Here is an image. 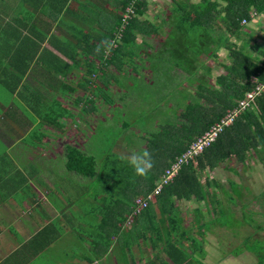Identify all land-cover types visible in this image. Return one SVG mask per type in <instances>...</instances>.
<instances>
[{
  "label": "trees",
  "instance_id": "1",
  "mask_svg": "<svg viewBox=\"0 0 264 264\" xmlns=\"http://www.w3.org/2000/svg\"><path fill=\"white\" fill-rule=\"evenodd\" d=\"M56 1L58 0H51L50 2L54 4ZM170 1L174 6L170 10L169 16L165 20L163 19L161 23L154 24L149 20L139 18L144 16L149 5L148 0H85L79 7L84 8L87 12L96 11L98 19L94 26L88 28L89 30L82 36L81 34L73 36V32L76 30L75 23L71 22V35L76 40V45H71L72 51H77L78 55L85 57V59L94 53L92 56H97L96 58L99 60L100 65L97 68L87 58L88 78L96 77L94 76L95 73L109 66L124 71L122 67H128L130 63L131 69L135 72L136 69L133 68L136 66L141 68L142 65L134 61L136 58L139 59V54L144 46H148V43L143 39L152 34L158 36L163 33L165 35L159 45L162 53L164 48L166 49L165 58L159 61L155 60L153 54H147L149 67L152 71V77L144 81L148 93L144 89L145 91H141L140 99L138 96L136 98L131 96L128 100L127 106L130 108L131 114H135H130L132 119L136 115L146 116L144 111H140L141 108H147L149 115L154 107H160L168 97L167 92H170V96L178 91L185 95H182L180 101H176L179 104L177 105L179 106L177 108L179 113L173 115L174 125L172 129H169L168 126L164 128L160 126L157 135H154L155 137L152 139L149 137L140 138L144 142V147L139 146V152L147 151L152 158V167L146 176L141 177L133 172L126 157L130 154H127L128 151L123 152L122 156L118 155L120 151L116 150L118 153L112 152V144H114L117 136L111 139L110 134L114 133L115 128L117 131L126 130L123 125L117 127L116 124L108 129L107 135L104 137V134L99 136L93 133L95 132L94 127L101 120L91 125V121L83 118L85 121L83 124H86L88 131H92V136L89 139L93 138L96 143L93 146L99 144L103 149L105 148L103 158L99 162L95 155L97 152L95 153L94 150L90 149L88 153H83L76 146L64 145L61 160L65 172L79 177L81 181L87 179L88 183L85 182L84 184L91 183L90 185L93 187L94 183L97 185L95 189L93 188V195L90 196V199L97 201L88 207L82 219L84 223L89 225L87 233H75L82 241L88 233L93 235V238L90 239L92 243L94 242L92 247L95 246V248L90 253L92 259L89 258V262L93 261L94 258L103 259L115 245L118 249L115 248L116 250H114L117 255L116 260L119 264H129L127 254L130 255L132 249L138 248L141 243L158 247V253L156 252L152 258L145 260L143 264H168L164 258L168 259L171 264H203L195 257L197 250L200 253L205 252L201 247L203 238L197 240L192 235L191 227L186 228L180 225L181 213L176 203L194 199L203 203L209 210L208 213L213 212L217 216V222L220 217L226 220V215L232 217L234 212L231 208L228 209L227 205H223V201L217 198L218 194L214 190H218V193L222 194V198L227 203H232L235 191H237L236 197L239 199L247 195L238 191L234 181H228L229 190H227L219 182L210 181L207 174L230 159H235L236 162L245 165L252 156H256L264 167V91H262L250 103L249 108L242 111L231 124L222 126L216 139L200 155L182 165L177 174L162 187L153 200L147 199L175 157L181 155L198 136L219 123L228 110H232L239 100L244 99L247 92L264 82V48L259 51V55L262 57L259 60L236 50V46L230 43L232 38L238 39L241 34L247 35L241 21L253 20L252 10L256 11L258 16L263 15L264 17V0H199L197 3L187 0ZM107 4L112 7L111 10L106 9ZM46 6L44 4V10ZM55 6L57 4L53 7ZM127 7H130L134 14L128 24L122 28L121 13ZM59 11L54 9L56 18H58ZM70 11L71 9L68 10V13L72 14ZM65 13H67L66 10ZM158 16V14L155 15L156 18ZM80 17L82 18V16ZM163 26L167 31L162 30ZM228 32H231L230 36H228ZM138 37L142 39L140 42H137ZM250 43V40H244L242 47ZM222 47H225L228 52L227 59L229 62L222 64L225 74L218 75L214 85L210 86L206 80L210 70L205 69L202 64V66L199 65L197 59L201 54H206V57H215V52ZM71 59L73 63L77 62L75 55ZM132 59L133 61H131ZM197 67L199 68L198 72L195 71ZM173 69L182 70L185 74H177ZM191 76H194L195 85L199 92L195 96H190L186 89H179L183 85L182 83L190 80ZM132 77H134V81L136 77ZM109 78L120 83L115 75L110 77L103 75L101 78L103 89L92 92V95L95 93L106 100V104L111 97L107 98L102 92L113 95L107 85ZM153 85H155V89L150 92ZM73 89L69 86L64 90L62 89L61 93L70 91L71 94ZM126 89L124 87L121 92H125ZM143 94L144 97H142ZM179 94L181 95L180 92ZM149 96L153 100L149 99ZM91 97L87 95L78 99L79 102L81 99L85 100L84 112L89 110H85V104L92 102ZM124 109L122 108V110ZM133 109H139L140 112H135ZM128 113L130 112L128 111ZM123 114L121 117L125 119L127 112H123ZM65 115L64 110H61L60 114L57 112L43 114L40 115V118L48 125H55L61 132L65 133L68 126L60 121ZM78 118L80 117L78 116ZM71 121L77 125V121L73 117ZM41 124H39L40 127ZM79 130L84 133L82 129ZM32 133L35 136H28L29 138L25 139L27 144L42 145L44 143L43 138L47 136L46 130L42 129L41 132L40 129H34ZM99 139L100 142L98 143ZM125 139L128 140L129 138ZM32 165L33 162H27L26 167H24L27 174L30 172L26 169ZM202 178L204 179L203 182H201ZM27 189H29L28 185L26 189H23L25 190L23 192H28ZM255 193L257 192L255 191ZM50 194L47 192L48 198ZM139 198L146 200L147 205L137 214H133L136 208L135 201ZM48 203L54 204L59 209L62 206V204L59 206L55 202L50 203V199H48ZM260 205L264 206V202H261ZM38 206V202L35 203L33 210L38 209ZM63 209L65 207L60 209V212H63ZM193 213L195 225L198 226V235L203 236L204 229L207 227L201 221V212L196 209L193 210ZM210 215L212 220L216 219L211 213ZM130 217L131 223L126 225ZM95 219L96 222H94ZM78 226V229L83 231L82 226ZM253 235L250 233L244 239L243 249L255 256V264H264V247L257 249L253 246L255 240V238L251 239ZM192 241L197 243L196 249L192 248ZM131 264H135L134 259Z\"/></svg>",
  "mask_w": 264,
  "mask_h": 264
},
{
  "label": "crops",
  "instance_id": "2",
  "mask_svg": "<svg viewBox=\"0 0 264 264\" xmlns=\"http://www.w3.org/2000/svg\"><path fill=\"white\" fill-rule=\"evenodd\" d=\"M50 1L0 0V86L9 93L6 97L8 102L0 103L2 106L0 107V187L2 186L0 188L2 191L0 193V264H119L115 258L117 255L114 250L117 247L113 245L114 239L113 248L108 251L103 259L94 258L91 262H89V258L92 259L90 253L95 248V246L92 247L94 242L92 243L90 239L93 238L92 234L88 233L85 235L84 241L76 234H73L72 237L76 240V244L65 243L62 247L59 245L64 236L63 233L71 232V229H69L71 227L67 226L66 228L68 229L66 231L64 229L68 223L66 219L70 218L71 214L69 212L65 213V209L60 212V209L64 208L63 204L60 209L55 207L54 204H50L57 212L59 210L62 218L59 215L57 217L54 216L55 218L51 217L43 208L32 209V212L24 214L26 216L21 215V217L20 214L18 215L20 211L25 209L24 204H31L30 207L35 206L37 195L33 185L39 187L44 184L39 177H32V174L25 172L24 167L30 161L23 154L29 152L30 148L28 149L22 140L31 136L30 134H33L32 130L34 129H30L29 121L21 114L20 109L14 108L12 104H9L14 96L16 97L17 95L19 101H21L18 104L19 107L21 104L25 109L32 111L36 121H39V124L42 123L40 129H44L47 132V136L44 137L47 141H43L45 144L36 145L30 150L38 149L41 151V146L43 148L48 145L51 146L56 143V140L63 137L62 133L64 134V132H61L58 127L55 125L50 126L40 118V115L43 114L54 112L60 114L61 110H64L66 114L60 120L61 122L73 124L71 121L72 117L77 121L78 126L73 124L75 132L79 133L83 138L85 137L86 142L83 146L86 147L92 134L85 136L86 133H82L79 129L88 131L86 124H84V128L80 126L85 123L84 119L90 121L92 118L97 119L104 116L101 107L106 102L101 96H97L95 93L92 95L93 91L96 92L103 89L101 80L103 75L107 77L112 75L116 77L136 75L131 68L128 69V67L123 66L124 71H121L109 66L113 71H109L106 68L95 73L96 75L94 76L96 77L88 78L87 58L97 68L100 65L99 60L96 58L97 56H92L94 53L88 55L85 59V57L78 55L77 51H72L71 45H76V40L71 35V22L75 23L76 31L73 32V36L80 34L82 36L83 33L89 30L88 28L94 26L98 19L97 13L94 10L87 12L84 8L79 7L85 0H58L54 4H51ZM44 4L47 5L45 10ZM55 4L57 6L53 7ZM54 9L60 10L58 18L55 17ZM69 9H71L70 12L72 14L68 13ZM106 9L111 10L112 7L107 4ZM65 10L67 13L64 14ZM44 11L46 12L43 13ZM87 16L90 17L88 18ZM254 22H257V19ZM153 36L146 38V43ZM137 40L140 42L142 39L139 37ZM147 47H150L149 44ZM73 55H75L76 63H73L71 59ZM147 70L152 77V71L149 66ZM173 70L177 74L183 73L179 69ZM82 77L84 78L81 79ZM87 79L89 81H85ZM108 81L107 85L113 94L122 91L124 86L126 87V85H131L132 83L124 82L123 86L120 83H116L115 79L109 78ZM148 83L151 84V82ZM69 86L74 88L70 96L59 95L62 89L64 90ZM111 86H113L115 92L111 89ZM87 95L92 96V102L85 104V110H89L84 112L83 105L85 100L81 99V102H79L78 99ZM117 107L119 106L117 105ZM70 114L72 115L70 116ZM82 119L83 121H81ZM28 146L34 145L28 144ZM90 146L92 147V144ZM27 149L28 151H26ZM40 153L38 152L35 155L37 156L35 157L37 161L41 159ZM55 158L50 161L51 164H54L50 170L63 166V163L59 162L62 156ZM21 166L23 167L22 169H20ZM229 180L227 178L228 187ZM27 185L29 193H24L23 191L25 190L23 189H26ZM17 193L21 197H13ZM98 197L100 198L101 196ZM49 199L50 203L54 202L52 198L49 197ZM96 201L94 200V202ZM176 204L179 207V204ZM12 209H14L16 214ZM191 213L194 220L195 215L193 211ZM180 218L183 220L182 213ZM49 220L51 221L49 222ZM94 222H96V219ZM78 225L82 226V224ZM78 225L77 227H79ZM86 225L84 226L86 227ZM182 227H191L193 230L192 235H198V226L195 225V222L192 225L190 224V226ZM83 232L85 233L86 231L83 230ZM138 246V248L134 247L132 249L130 255L127 254L129 264H131L133 259L135 264H143L145 260L152 258L158 250L157 246L153 247L151 244L140 243ZM196 254L197 252H195ZM204 254L195 257L201 262L203 261V264H207L205 262L207 260L203 259ZM164 259L166 263L171 264L168 259Z\"/></svg>",
  "mask_w": 264,
  "mask_h": 264
},
{
  "label": "rangeland",
  "instance_id": "3",
  "mask_svg": "<svg viewBox=\"0 0 264 264\" xmlns=\"http://www.w3.org/2000/svg\"><path fill=\"white\" fill-rule=\"evenodd\" d=\"M187 1L197 3L199 0ZM148 2L149 5L147 6L144 16H141L139 18L141 20H149L154 24L161 23L163 19L165 20L166 17L169 16L170 10L174 6L170 0H148ZM157 14L159 15L158 18L155 17V15ZM256 19L257 22H254V20ZM241 24L245 27L247 35L241 34V37H239L238 39L232 38L230 43L236 46V50H239L244 54L251 56L252 58L260 60L262 57L259 55V51L261 50V48H264L263 15H259L257 18H254L249 22H241ZM162 28V30L167 31L164 26ZM227 34L228 36H230L231 32H228ZM164 36L165 35L162 33V35L160 34L158 36L151 37L148 41L150 47L146 48V46H144V49L139 54L140 60H138L137 58L136 60L134 59L135 63L143 66H141V68L138 66L133 68L136 69V78L134 81V77L129 75H122L118 77L121 85H123L124 82H132L131 85H126L127 89L125 92L119 91L121 93L113 95H110L107 92H102V94H105L107 98L111 97L109 99L110 101H107V104L101 107L102 111L104 112V116L97 119L92 118L90 120L91 125H94L96 121H98V119H101V122L94 127L95 132L93 133L99 136H102L104 134V137L107 135V130L112 128L116 124L117 127H121L122 125L124 126L126 130L117 131L115 128L116 131L113 129L114 133L110 134L111 139H114V137L117 136L113 142L114 144H112V152L118 153L116 152V150L120 151V153L118 154L120 156H122V154H124L123 152L126 151H128L127 154L138 153L140 151L138 147H144V142H142L140 138L149 137L152 139L153 137H155L154 135H157L158 128L160 126H162V128L168 126L169 129H172L174 125L173 115L174 113H179V111H177V108L179 107L177 106L179 105L177 102L180 101L181 97L185 96L184 94H182L181 91L173 93L172 96H170V92H167V99L163 101L160 107H154L152 113H150L149 115V110L147 108H141L140 111H144V114L146 116L136 115L132 119L131 115L135 114H131V110H129L130 108L127 106L128 100L131 96H134V98L138 96V99H140L141 91L146 90V84H144V81L151 77V73H149L147 70V67L149 66L147 54L152 53L155 57V60L159 61L165 58L164 53L166 52V49L164 48L162 53L159 46L161 41H163ZM137 39H139V37ZM247 39L250 40L251 43L245 47H242L243 41ZM143 41H146V39H143ZM215 55V57H210L207 59L206 54H201L197 59V63L199 65L202 64L205 69L210 70V74L209 76H207L208 78H206L207 83L210 86L214 85L215 78L218 75L225 74L224 69L222 68V64H228L229 62L227 59L228 52L225 47H222L220 50H217L215 52ZM136 57L138 56L136 55ZM131 61H133V59ZM128 68H132L131 63L128 65ZM107 69L109 71H113L110 67ZM198 69L199 68L197 67L195 71L198 72ZM143 73L145 77L143 76ZM182 74H185V72ZM193 77L194 76H191L189 78L190 80H188L186 83H182L183 85H181L179 88L181 90L186 89L190 96H195L196 93H199L196 88L195 80ZM111 89L115 92L113 86H111ZM154 89L155 85L152 86L150 92ZM69 92L70 91L60 93L59 95L67 97L70 95ZM146 92L148 93L147 90ZM179 92L181 93V95L179 94ZM8 95L9 93H7L6 90H3L0 86L1 104H4V102H8L6 100V97ZM142 97H144V94L142 95ZM148 98L153 100L150 96ZM10 102L11 103L9 104H12L14 108L17 107V109H20L21 114L25 116V118L29 121L30 129H40L39 121H36L33 112L25 109L23 106H21V104L19 107L18 104L21 103V101H19L17 95L16 97L14 96V98ZM117 105L119 107H117ZM0 107L2 106L0 105ZM122 108L125 109L122 110ZM127 110L130 113H128ZM133 110L138 113L140 112L139 109ZM123 112H127L125 119L121 117ZM125 122L129 124H126ZM65 124L68 126V130L67 132L62 134L63 137L59 140H56V143L51 146L48 145L45 146V148L41 146L40 148L43 151H39L38 149L30 150L33 149L36 145L30 147L28 146L27 140H25V138L24 140H22L26 147L28 149L30 148L29 152L23 154V156L26 157V159L30 162L35 163L27 170L31 172L30 174H32V177H39L44 184L43 186L39 187L37 185H33V187L35 188L34 191L37 195L36 203L38 202V209L42 207L47 213L50 214L51 217H57L59 215V217L62 218L59 210L57 212L52 207V205L48 203L49 198L47 197V192L51 190L50 197L52 198V200L55 203L59 204V206L63 204L66 210H64L65 213L69 212L71 214V217L66 219L68 223L66 225L63 224L65 225V231L68 229L66 228L68 226L71 227L69 228L71 229V232L69 233V231H67L63 233L64 236L62 237V241L59 242V245L61 247L65 243L76 244V240L73 239L72 235L75 233L78 234V232H83L82 230L78 229V224H82L81 228H83L84 231H87L86 227L88 228L89 225L84 224L82 219L85 215L84 212L88 209V207L91 206V204L94 203V201L90 199V196L93 195V190L96 188L97 185L94 183L93 187V185H90L91 183L87 184V179L81 181L79 177H76L69 172H65L64 166L62 165L59 168H55V170H50V168H52V165H54L51 164L50 161L56 159L55 157L57 156L61 157L63 155V146L66 143L69 145L76 146L83 153H88L90 149L94 150L95 153L97 152L95 155L98 162L103 158V151L105 150V148L103 149L99 144L93 146V144H96L93 138L89 139L87 146L84 147L83 144L86 142V139H84L85 137L83 138L79 133L75 132V126L73 124H70L69 122ZM80 126L84 128V124H81ZM40 131L42 132V129H40ZM84 132L86 133L85 136L92 134V131ZM30 135L33 136V134ZM79 137L83 139H80ZM125 138L129 139L127 140ZM43 141L46 142L47 139L44 138ZM101 141L103 142L102 139ZM99 142L100 139L98 140V143ZM91 144L93 148H90ZM28 149L26 151H28ZM38 152H41L40 161H37V159L35 158L37 157L35 155ZM126 157L128 158L129 156L126 155ZM59 162L62 163V160H59ZM22 168L23 167L21 166L20 169ZM23 173L25 172L23 171ZM207 175L209 180H215L217 182H220L224 185L227 190H229V187L227 185V178L231 181H234L236 183L238 191L243 192V194L247 196H241L242 199H239V197H236L237 191H235V195H233L232 197V203H227L225 202L224 198H222V194L218 193V190H214L218 194L217 198L220 201H223V205H227V208H231L234 212V216L232 215V217H228V215H226V220L225 218L220 217L218 218V222L217 216L213 212H210L212 216L216 218L212 220L211 215L209 216L210 213H208L209 210H207V207H205L203 203L197 202L194 199L182 200L177 202L179 204L180 213H182L183 217V220H181L182 226H190V224H194L191 211L199 209L202 216L201 221L207 227L205 228L209 229H204L205 233L203 236L193 234L194 238H196L197 240L203 238L201 247L205 251V254L204 252L200 253L199 251H197V254L195 256H201L202 254H204L203 259L207 260L205 261L207 264H255V256L252 253H249L243 249V243L244 239L247 238L248 235L251 233L254 234L251 239L255 238V240L253 241V246L257 249H262L264 247V206L260 205L261 202H264L263 165L257 159L256 156H252L250 159H248L245 165L236 162L235 159H230L225 164H222L219 167L215 168L212 172L208 173ZM203 181L204 179L202 178L201 182ZM85 182L87 183L84 184ZM53 183L55 186L54 188ZM255 191L257 193H255ZM1 192L2 191L0 190V193ZM254 193L256 194L255 196ZM19 196L20 195L17 193L14 194L13 197L18 198ZM30 205L31 204H24L25 209L23 211H20L18 215L20 214V216H26L24 214L32 212L34 206L30 207ZM12 211L16 214V208L15 211L14 209H12ZM50 221L51 220H49V222ZM227 222L228 224H225ZM84 225H86V227ZM221 227L222 229H220ZM192 248H197V243L194 241H192ZM202 263L204 262L202 261Z\"/></svg>",
  "mask_w": 264,
  "mask_h": 264
},
{
  "label": "built area",
  "instance_id": "4",
  "mask_svg": "<svg viewBox=\"0 0 264 264\" xmlns=\"http://www.w3.org/2000/svg\"><path fill=\"white\" fill-rule=\"evenodd\" d=\"M134 3V2H131ZM134 11L127 7L123 13H121V24L122 28L125 27L131 17L133 16ZM251 16L255 18L257 15L256 11L252 10ZM241 22H245L242 20ZM264 91V82L255 86V88L244 95V99L239 100L237 105L232 109L228 110L226 115L220 120L219 123L211 126L207 131L202 135L198 136L193 142L189 144L187 149L179 156L175 157L173 162L170 163L169 167L165 170L164 175L161 177L153 193L147 198L153 200L154 196L159 194L162 187L170 181L177 172L181 169L182 165L187 164L192 161L195 157L200 155L205 148H207L210 143H212L218 134L221 132L222 126L231 124V122L244 110L248 109L250 103L254 101V98ZM136 208L133 214H137L141 209L145 208L147 201L144 199H136ZM131 223V217L126 222V225Z\"/></svg>",
  "mask_w": 264,
  "mask_h": 264
},
{
  "label": "clouds",
  "instance_id": "5",
  "mask_svg": "<svg viewBox=\"0 0 264 264\" xmlns=\"http://www.w3.org/2000/svg\"><path fill=\"white\" fill-rule=\"evenodd\" d=\"M128 163L136 175L146 176L152 167L151 154L147 151L132 153L128 157Z\"/></svg>",
  "mask_w": 264,
  "mask_h": 264
}]
</instances>
